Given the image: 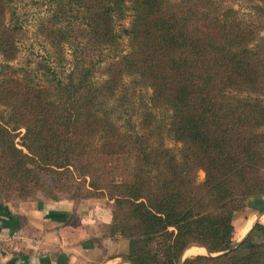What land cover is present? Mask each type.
I'll use <instances>...</instances> for the list:
<instances>
[{
	"label": "trees",
	"instance_id": "1",
	"mask_svg": "<svg viewBox=\"0 0 264 264\" xmlns=\"http://www.w3.org/2000/svg\"><path fill=\"white\" fill-rule=\"evenodd\" d=\"M50 1L39 31L59 61L69 43L73 61L36 80L8 62L20 26L0 0V201L57 198L78 174L89 197L112 200L109 231L129 239L131 264H181L195 245L209 253L183 264H264L260 222L229 250L235 213L264 196V0L249 16L218 0Z\"/></svg>",
	"mask_w": 264,
	"mask_h": 264
},
{
	"label": "crops",
	"instance_id": "2",
	"mask_svg": "<svg viewBox=\"0 0 264 264\" xmlns=\"http://www.w3.org/2000/svg\"><path fill=\"white\" fill-rule=\"evenodd\" d=\"M244 209V221H234L235 242L264 224V196ZM111 222L112 200L105 197L1 200L0 264H131L129 239L112 235Z\"/></svg>",
	"mask_w": 264,
	"mask_h": 264
},
{
	"label": "rangeland",
	"instance_id": "3",
	"mask_svg": "<svg viewBox=\"0 0 264 264\" xmlns=\"http://www.w3.org/2000/svg\"><path fill=\"white\" fill-rule=\"evenodd\" d=\"M223 6L233 7L237 13L241 16H249L254 11V5L256 4L254 1L250 0H218ZM51 1L50 0H7V7L5 10V22L6 24H17L20 26L19 34L16 38V51L15 57L12 60H9L11 64L17 67H24L31 70L32 75L36 76V80L47 79L46 74L52 72L54 69L58 72L70 70L72 61H73V48L69 43H63V59L54 54V49L48 43L45 38V35L39 31V24L42 19L46 18L50 14L51 9ZM133 18V14L131 11L128 12V15L125 19L117 22V28L122 29V27H128ZM124 51L128 50V39L127 37L123 38ZM110 57L113 55L110 51H106ZM96 59V58H95ZM6 58L0 54V62L5 61ZM109 63V59H107L100 68H98L95 72V78L103 79L105 78L104 68ZM63 63V64H61ZM49 68V69H48ZM7 72H2L0 74V81L2 80L3 75H8ZM50 75V74H49ZM39 78V79H38ZM51 78V77H50ZM245 96V93L242 94ZM138 99V100H137ZM133 106L134 108L139 107L140 98L133 97ZM118 102H115L117 104ZM131 108V105H128ZM0 109L6 110V115L9 114V106H5V104L0 103ZM133 113V119L135 117V112ZM159 115L163 116V118L170 119V113L167 111H159ZM25 128L21 127L18 130V133L15 136V142L19 147H23V136H24ZM164 142L167 146L172 148H177L181 146L180 143L175 141V139L169 135L168 131H165ZM206 177L204 170H199L196 176V182H202ZM42 178L47 185H51L53 188L56 187V184L52 182L51 176L48 174H43ZM90 177H82L77 174L72 181H69V187L56 189L57 197H65L71 198L76 202L82 201L84 199L90 198L89 185ZM54 185V186H53ZM41 196L50 197L49 194L43 189H38L34 192L33 195L27 198H39ZM27 198H20L18 196H13L9 201H17ZM51 198V197H50ZM107 198V197H105ZM4 199V198H2ZM110 200L109 198H107ZM245 208V207H244ZM241 209L237 211L233 218L237 224H240L244 221L245 209ZM235 243V240H234ZM198 247L200 246H192ZM190 247V248H192ZM188 250V249H187ZM186 250V251H187ZM195 251V252H194ZM194 253H184L182 259H186L187 257H191L197 254H208L209 252L205 249H196L193 250ZM184 261V260H183ZM182 261V262H183ZM183 264V263H182Z\"/></svg>",
	"mask_w": 264,
	"mask_h": 264
},
{
	"label": "bare ground",
	"instance_id": "4",
	"mask_svg": "<svg viewBox=\"0 0 264 264\" xmlns=\"http://www.w3.org/2000/svg\"><path fill=\"white\" fill-rule=\"evenodd\" d=\"M247 227H248V226H247ZM242 229H243V228H242ZM241 231H242V230H241ZM236 235H237V234H236ZM196 249H204V250H205L204 247H202V248H201V247H200V248H198V247H192V248H188V250L186 251V253H189V252H190V253H194L195 251L193 252V250H196Z\"/></svg>",
	"mask_w": 264,
	"mask_h": 264
},
{
	"label": "water",
	"instance_id": "5",
	"mask_svg": "<svg viewBox=\"0 0 264 264\" xmlns=\"http://www.w3.org/2000/svg\"><path fill=\"white\" fill-rule=\"evenodd\" d=\"M239 242H240V241H236V242L233 244L232 248H230L229 250H231V249H233L234 247H236V246L238 245ZM183 260H184V259H182V261H183ZM182 261H181V264L183 263Z\"/></svg>",
	"mask_w": 264,
	"mask_h": 264
}]
</instances>
